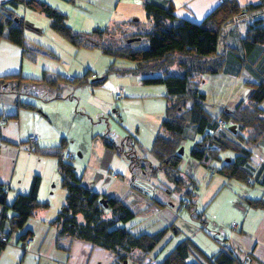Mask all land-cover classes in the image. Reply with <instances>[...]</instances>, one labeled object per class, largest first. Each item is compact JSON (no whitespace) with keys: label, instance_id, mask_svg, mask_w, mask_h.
Listing matches in <instances>:
<instances>
[{"label":"trees","instance_id":"trees-1","mask_svg":"<svg viewBox=\"0 0 264 264\" xmlns=\"http://www.w3.org/2000/svg\"><path fill=\"white\" fill-rule=\"evenodd\" d=\"M261 2L259 8L248 11L241 10L233 0H225L202 23L195 24L178 21L174 8L168 2L144 0L146 18L152 23L148 32L115 38L109 31L95 29L90 34L93 39L89 35L72 31L65 25V16L44 3L36 0H12L0 6V40L19 46L24 56L31 52L23 34L22 21L15 12L17 6L22 4L45 15L50 20L51 29L75 48L96 46L103 55L113 60L133 63L132 67L124 69L112 65L109 72L142 77L143 85H162L166 91L164 119L151 147L157 166L149 165V169L152 176L162 173L175 185L176 190L183 189L184 197L187 198L184 202L187 205H182L189 208L195 207L194 194L192 190L184 189V181L180 178V150L182 142L187 140L188 130L194 136L200 137L193 144L190 153L202 167L209 168L212 162H219L221 164L218 169L211 167L210 170L227 180L240 181L246 185L261 182L259 176L264 167L254 170L249 166V161L252 150L264 139V108L260 107L264 101V56L258 62L261 67L259 76H255L258 79L256 84H246L252 89L249 103L234 109H225L215 119L205 111V95L199 92V83L195 80L198 76L217 75L227 69L228 60L224 54L219 53V45L226 27L230 24L237 25L248 17L253 20L241 40L242 55L237 57L240 58V63H251L250 52L255 48L264 49V0ZM241 14L245 17L235 23L234 18ZM129 40L133 41L128 42ZM142 43H146V47L138 48ZM88 82L91 87H97L104 79L94 78L89 81L87 75L66 79L47 72H43L38 80L25 79L19 75L5 76L0 78V94L14 92L27 95L32 91V87H27L28 84L43 86L58 93L61 88L59 85L82 86ZM15 104L18 109L38 111L36 106L24 104L18 99ZM218 121L223 123L222 128H218ZM27 144L41 156L58 159L57 170L61 177V186L66 192L64 205L52 221L58 229V236L105 249L116 256L119 264H145V260L150 258L168 229L155 234H134L125 228L124 225L134 218V214L119 199L99 195L82 184L76 175L75 166L61 159L66 148L65 140L62 139L52 148H34L29 140ZM104 146L124 155L130 172L135 165L145 167L142 163L146 161L140 160L131 151H124V145L119 148L112 142L104 141ZM226 152L233 153L234 157L220 158V154ZM190 185L195 188L193 181H190ZM39 186L40 178L34 176L28 193L17 195L10 205L5 203L8 187L0 186V204L13 212L9 220L5 214L2 216L0 236L6 240H0V251L8 244L9 234L22 230L36 211L47 208V204L37 200ZM246 203L253 208H264L260 201L247 200ZM156 205L159 209L166 207L162 203ZM28 238L31 237L27 234L19 236L24 244ZM222 244L228 246V250H223ZM154 262L153 264H260L249 254L225 241L219 243V249L214 254L206 255L189 239L179 242L161 261Z\"/></svg>","mask_w":264,"mask_h":264},{"label":"crops","instance_id":"crops-1","mask_svg":"<svg viewBox=\"0 0 264 264\" xmlns=\"http://www.w3.org/2000/svg\"><path fill=\"white\" fill-rule=\"evenodd\" d=\"M10 1L12 0H0V6ZM23 1L26 2L28 0ZM36 1L44 3L63 14L65 16V25L72 31L89 35L93 39L94 37L90 36V34L95 29L105 32L109 31L115 38H120L123 35L144 34L152 26V23L146 18L144 12V0ZM160 1H165L172 5L178 21H189L195 24L202 23L219 5L218 0ZM233 1L241 10L248 11L259 8L262 3L261 0ZM15 12L22 21L23 34L31 48V52L24 56L19 46L3 39L0 40V78L19 75L25 79L38 80L41 78L43 72H50L49 74L52 75L58 74L66 79L77 77L76 75L71 77V68L68 65H64V69H51L44 68L45 65L39 63L38 59L41 57L46 58L45 60L50 59L55 61L57 60L56 55L54 53V56L46 53L47 50L45 47L50 50H52V47L47 45L38 47L36 44H31L28 38L30 34H33L35 39L41 36L42 40H44L45 38L43 36H45L58 41L56 32L50 27V20L42 13L30 10L22 4L17 6ZM252 21L248 17L237 25L230 24L226 27L223 40L219 45V53L226 56L228 60L227 69L221 74L202 75L195 79L199 83V92L205 95L204 109L212 119L219 117L220 113L225 109H234L239 105L249 103L248 98L252 93V89L246 84H256L258 79L255 76H259L261 67L258 62L264 56V49L255 48L250 52L249 55L252 58L251 63H249L250 61L240 63V58L238 59L237 57L242 55L241 40L248 25ZM116 30H120L118 35L114 33ZM82 49L99 48L94 46L93 48ZM112 61L110 66H114V60L112 59ZM32 62L43 66L42 71L41 69H35ZM130 67L132 66L124 68ZM62 73L66 74V76ZM91 77L96 78L95 75ZM136 78L140 81L142 79V77ZM86 85L84 84L82 86ZM147 86L160 87L161 90L157 91H160L163 95L166 92L162 85ZM27 87H32V91L27 95H18L14 92L7 95L0 94V186L8 187L5 197V203L7 205H10L17 195L28 193L33 177L38 176L36 174L42 177L45 176V180L38 176L40 178V186L37 198L40 201L41 198L46 200L54 195L55 191L50 189H55L58 178H61L60 175L56 178V175L59 174L56 162L51 160L45 162L43 173H41L40 167L36 168L33 165H29L30 158L28 155L31 153V150L27 147L26 143L31 136L36 138L34 148H52L57 146L62 139L66 141L64 135H60L57 131H54L52 125L55 123V118L51 119V116L43 108L42 104L44 103L42 102L41 104L40 101L48 102L58 99L57 101L66 103V100L62 99L64 96L61 94V91H64V93L69 91L73 92L75 88L73 85L64 84L58 93L54 91L52 93L43 86L35 87L34 85L28 84ZM87 88L93 91V93H96L95 95L93 94L95 100L91 101L95 105V108H97L95 111L98 114H104L105 105L111 102V93L105 98L102 97L100 89L92 90L91 87ZM122 93L124 95L123 90ZM38 97L39 99L42 97V100L38 101ZM17 99L24 104L36 106L38 111L18 109L15 104ZM114 103L116 102L114 101ZM100 104L101 106H98ZM260 107L264 108V101L260 104ZM42 112L44 114L47 113L48 117L46 115L42 117L40 115ZM70 140L71 144H73L74 141L72 139ZM262 141L258 145L262 144ZM66 147L72 152V146L68 144ZM256 149L252 150V156L249 161V166L254 170H258L261 166L264 167V155L256 154ZM107 151L108 155H112L110 150ZM27 159H29L28 163ZM121 165L116 162H110L106 163V166L96 167L98 170L95 172V176L99 178L97 183L92 181L93 178L85 179L86 177L80 175L76 168L75 171L82 184L88 186L94 192L120 200V198H130L132 196L130 194L132 193V187H134L133 182L135 180L133 176L131 182L128 183V177L132 175V172H130L128 165H124V170L121 172ZM259 178L261 182L248 185L252 189L245 190V188L236 184V180H225L222 177L224 181L230 182L234 191L237 192L234 199L230 200L226 209L225 215L227 216L228 222L231 223V230L223 233L224 239L222 241L249 254L260 264H264V208H253L246 203L247 200H256L264 204V170L261 171ZM47 192L50 197H46ZM50 206L51 204L49 203V208ZM50 210L39 209L32 218L28 219L22 230L7 236L8 244L0 251V264H119L116 256L105 249L79 240L58 236V229L52 224V221L59 211H55L54 208ZM157 211L159 213V219L162 220V227L160 228H169L175 220L171 209L169 210V208L164 207ZM162 213L167 217H169L168 214L170 213V217L167 218ZM4 214L8 220L13 216L11 210H6L4 205L0 204V230L2 216ZM130 222L126 223L124 227H128L127 229L134 234H143L133 227L129 228ZM232 224H235L234 229H232ZM24 234L30 236L32 240V243L27 247L22 240H19V236ZM164 236L166 238L167 233ZM163 239L156 246L153 251L154 253L159 254L168 247V245L163 246Z\"/></svg>","mask_w":264,"mask_h":264},{"label":"rangeland","instance_id":"rangeland-1","mask_svg":"<svg viewBox=\"0 0 264 264\" xmlns=\"http://www.w3.org/2000/svg\"><path fill=\"white\" fill-rule=\"evenodd\" d=\"M119 31L116 30L114 33L118 35ZM56 34L58 41L45 36H43L44 40L41 36L35 39L33 34L29 35L28 39H30L31 44H36L38 47L41 45V47H44V45L52 47V50L45 47L46 53L56 55L57 60L55 61L45 60L46 58L43 57L38 59L39 63L45 65L44 68L64 69L63 66L68 65L71 68V77L76 75L79 78L87 75L88 80L91 81L94 78H89L95 75L97 79H104V82L97 87H91L88 82L86 86L74 84L75 91L73 92L64 93V91H61L64 96V98H62L63 96L61 98L66 100V103L59 102L58 99L44 102L40 101L42 97L37 98L41 104L42 102L46 104L42 105L51 116V119L55 118V123L52 125L54 131L64 135L67 141L66 145L69 144L73 147L72 152L67 147L64 151L69 150L74 155L72 164L79 174L86 177L85 179L93 178L92 181L97 183L99 178L95 176V172L98 170L96 167L106 166V163L110 162L122 164L120 166L122 172L124 165L129 166L127 158L122 154L120 155V152L114 151H110L112 155H108V149L104 146V141L112 142L119 148L124 145V151H131L140 160L144 159L146 161L142 163L145 165L143 168L139 167V164V166L135 165L132 175L128 177V183L131 182L133 176V179H135L130 194L132 196L130 198H120V201L134 214L129 228L133 227L144 234H155L163 230L164 228H160L162 227V220L159 219L157 203L165 204L169 210L171 209L175 219L173 224L166 228L168 229L166 232L167 237L164 236L163 239V246L168 245V247L159 254L153 252L150 256L151 259L147 258L145 264L146 261L147 264L155 263L154 260L156 262L161 261L172 251V248L185 239H189L202 253L206 255L214 254L219 249L220 241L224 239L223 233L231 230V223L228 222L225 213L230 200L234 199L235 194H237L230 182L224 181L220 175L210 170L211 167L218 169L221 163L212 162L209 168L202 167L190 153L193 144L198 142L200 137L194 136L191 134V130H188L187 140L182 142L181 145L180 178L184 181V189L193 191L195 207L187 208L183 206L182 203L187 205V202H184L187 198L184 197L183 189L176 190L175 185L170 183L162 173L152 176L149 169V165L157 166V161L151 153V147L160 131L165 112V94L163 95L160 91H157L161 90L160 87L143 85L136 76L109 72V66L113 62L112 58L102 55L99 49L74 48L65 38L58 33ZM145 47L146 43L138 46V48ZM32 64H34L35 69H41L42 71L43 66L34 62ZM129 66H133V63L114 60L115 68L124 69V67ZM63 75L66 76V74ZM87 87H91L92 90L100 89L102 97L105 98L111 93V102H108V105L105 103L104 114H98L95 111L97 108L91 101L95 100L94 95L96 93H93ZM119 90L121 92L123 90L125 97L123 95L119 101L114 103V95ZM50 92L54 93L52 90ZM98 106H101V104ZM42 113L40 114L42 117H45V115L48 117L47 113ZM70 139L74 141L73 144H71ZM26 145L30 148L29 144L26 143ZM256 148V154L259 153L263 156L264 139L262 144ZM30 150L31 153L28 155L30 162L27 159V163L29 162V165L36 168L40 167L41 173H43L45 162L51 160L58 164L57 158L41 156L32 147ZM224 157L233 158L234 154L231 152L221 153L220 158ZM36 175L45 180V176ZM56 176L58 178L59 174ZM190 181L194 182L195 188L191 187ZM236 184H239L245 190L252 189V187L240 181H237ZM50 190L55 191L50 199L43 200L41 198L40 201L37 198V200L39 203L48 205L45 210L54 208L58 212L64 205L66 197V192L61 186V178H58L56 188ZM48 196L47 192L46 197ZM49 203L51 204L50 208ZM162 215L167 217L163 213ZM168 215L170 217V213ZM232 229H234V224H232Z\"/></svg>","mask_w":264,"mask_h":264},{"label":"built area","instance_id":"built-area-1","mask_svg":"<svg viewBox=\"0 0 264 264\" xmlns=\"http://www.w3.org/2000/svg\"><path fill=\"white\" fill-rule=\"evenodd\" d=\"M225 0H218V3L219 4H221V3H223ZM245 17V15L244 14H241V15H239V16H237V17H235L234 18V22L235 23H237V22H239L241 19H243ZM93 77H91V79H92ZM122 96H123V94H122V92L119 90L118 91V93L116 92V94L114 95V101L116 102V101H119L121 98H122ZM217 125H218V128H222L224 125H223V123L221 122V121H218L217 122ZM29 142H30V144H34L35 142H36V138L35 137H33V136H31V137H29ZM73 154L71 153V152H69V151H64L63 152V154L61 155V159H62V161H64V162H67V163H72V161H73ZM143 192V191H142ZM235 225V224H234ZM234 228H235V226H234ZM0 240L2 241V242H5V238L3 237V236H0ZM32 243V240H31V238H28L27 240H26V242H25V245H26V247L27 246H29L30 244ZM221 248L223 249V250H228V246H226V245H224V244H222L221 245Z\"/></svg>","mask_w":264,"mask_h":264},{"label":"water","instance_id":"water-1","mask_svg":"<svg viewBox=\"0 0 264 264\" xmlns=\"http://www.w3.org/2000/svg\"><path fill=\"white\" fill-rule=\"evenodd\" d=\"M133 40H129L128 42H132ZM230 130H233V128H230ZM180 154H182V149L180 150ZM102 203H104V201H101Z\"/></svg>","mask_w":264,"mask_h":264}]
</instances>
